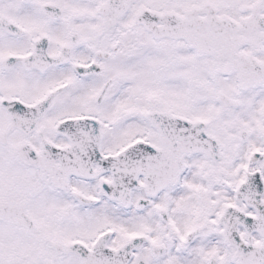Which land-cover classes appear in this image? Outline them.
<instances>
[{
	"label": "snow or ice",
	"instance_id": "1",
	"mask_svg": "<svg viewBox=\"0 0 264 264\" xmlns=\"http://www.w3.org/2000/svg\"><path fill=\"white\" fill-rule=\"evenodd\" d=\"M0 264H264V0H0Z\"/></svg>",
	"mask_w": 264,
	"mask_h": 264
}]
</instances>
